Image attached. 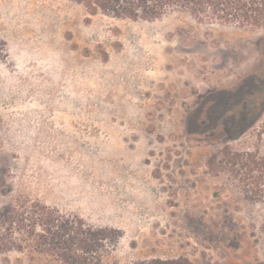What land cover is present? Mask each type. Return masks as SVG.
Masks as SVG:
<instances>
[{
	"label": "rangeland",
	"instance_id": "obj_1",
	"mask_svg": "<svg viewBox=\"0 0 264 264\" xmlns=\"http://www.w3.org/2000/svg\"><path fill=\"white\" fill-rule=\"evenodd\" d=\"M0 49V209L28 198L115 230L120 264H264V203L205 167L261 146L264 30L0 0Z\"/></svg>",
	"mask_w": 264,
	"mask_h": 264
},
{
	"label": "trees",
	"instance_id": "obj_2",
	"mask_svg": "<svg viewBox=\"0 0 264 264\" xmlns=\"http://www.w3.org/2000/svg\"><path fill=\"white\" fill-rule=\"evenodd\" d=\"M68 1L82 6L89 16L103 14L120 20L150 22L177 11L200 23L264 30V0ZM255 136L261 146L247 151L224 146L207 158L205 167L214 177L227 173L247 199L264 203V125ZM117 243L115 230L93 226L76 214L62 213L38 200L21 198L0 209V257L17 253L46 264H120L110 258ZM129 264L194 263L179 257Z\"/></svg>",
	"mask_w": 264,
	"mask_h": 264
}]
</instances>
